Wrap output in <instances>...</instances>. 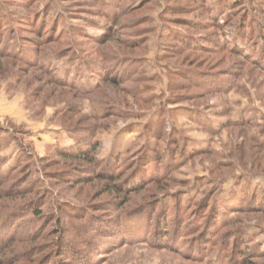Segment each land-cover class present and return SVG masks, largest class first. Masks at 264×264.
Segmentation results:
<instances>
[{
	"label": "rangeland",
	"instance_id": "374dc122",
	"mask_svg": "<svg viewBox=\"0 0 264 264\" xmlns=\"http://www.w3.org/2000/svg\"><path fill=\"white\" fill-rule=\"evenodd\" d=\"M142 1L0 0V21L5 19L2 23H7L4 27L8 32L6 41L0 31V129L11 137L0 152L4 158L1 171L16 168L18 161L25 164L24 169H30L38 161L44 171L42 179L51 185V199L42 209L41 218L26 219L32 234L41 227L58 234L55 220L61 211L63 216L75 210L82 215L85 208L78 207L87 205L92 209L85 217L94 216L97 219L93 222H98L107 215L113 217L116 204L122 206L127 201V196L117 199L106 192L114 189L108 182L93 177L87 164L83 167L52 156V146H71L75 137L88 136L96 142V158L105 164L132 171L139 162L148 160L145 177L154 176L159 166L164 168L173 162V167L164 170L167 178L161 183L166 186L165 192L157 190L155 197L163 209L177 205H196L198 209L197 205L200 208L214 201L230 203L240 196L237 206H246L254 196L264 203V146L256 140L264 141V71L220 51L207 53L203 51L207 44H198L199 49L194 50L172 40L170 35L182 33L181 28L173 25L171 16L169 23L163 17L169 16L168 7H193L190 1ZM221 2L225 6L219 21L223 25L224 19L230 20L229 28L203 31L198 26L191 30L192 35L227 33L230 41L229 34L246 28L245 22H251L248 27L257 26L256 30L264 31V0H209L206 6L218 8ZM103 4L126 12L120 15L118 26L109 36L102 35L106 39L98 43L86 37L100 35L88 28V22H105L97 17ZM128 7L138 10L130 13ZM192 9L197 12L175 16L178 23L205 21L202 10ZM38 17L46 26L42 36L37 35L41 30L31 20ZM143 17L149 20L145 25ZM51 24L53 36L61 34L54 41L46 40ZM62 41L64 46L60 45ZM241 42L248 51L254 50L247 41ZM107 50L112 54L108 53L109 60H117H112L115 69L103 74L106 82H100L91 76L90 69L103 66L100 57ZM254 51L262 57V49ZM201 72L206 77L193 76ZM56 76L62 81L73 80L81 89L75 91L58 84ZM66 172H76L85 179L61 180L60 175ZM246 187L253 192L247 198ZM145 193L132 197L136 203L155 200L145 198ZM152 196L156 193L152 192ZM28 198L31 196L25 200ZM257 205L258 209L245 208L223 215L235 226L215 237L217 244L205 246L201 258L196 250L190 251V239L182 246L169 248V244L160 241L163 228L146 227L144 214L122 216L120 236L125 235L124 242H119L113 231L104 235L92 231L87 219L75 222L69 218L68 222L63 217L61 224L68 229L64 237H72L74 244L77 240L79 245L85 243L90 248L75 249L70 245L72 251L76 250L73 258L65 251L61 254L46 248L42 255L46 257L44 264H264V205ZM19 225L20 229L11 231L9 236L15 233L14 239L7 244L22 253L24 245H28L30 264H43L37 263L39 258L35 255L48 242L22 243L25 225ZM235 230L245 237L239 241L238 250L228 244V237L235 235ZM209 236L205 240L212 238ZM8 249L2 251L0 260ZM243 255L245 258L241 259ZM12 262L22 263L12 259L6 264Z\"/></svg>",
	"mask_w": 264,
	"mask_h": 264
},
{
	"label": "trees",
	"instance_id": "16d2710c",
	"mask_svg": "<svg viewBox=\"0 0 264 264\" xmlns=\"http://www.w3.org/2000/svg\"><path fill=\"white\" fill-rule=\"evenodd\" d=\"M181 0H165L167 4L170 2H178ZM192 3L193 7H168V15L163 17L165 20H167V23H169L170 16L173 18V25L175 24L176 27L181 28L180 31L182 33H173L171 34L170 38L172 40H176L177 42L190 47V49L198 50L199 45L201 43L207 44L208 46L204 47L203 51L207 53H213L215 51H220V54L223 53L224 56H229L233 58H238L241 63H245L248 66H252L254 68L260 69L264 71V31L257 29V26L253 27H248L251 22L247 23L245 22L244 25L246 28L240 27L237 31V34L235 35H230L231 40L229 41L227 38V33L225 34H216L214 33L205 35L203 37H198L196 35H192L191 30L192 29H197L198 26L199 28L204 30H219L222 26V29H227L229 28L230 20L224 19V24L221 25L219 21V17H221V14L224 12V6L225 3L220 5V7H214L210 8L207 7V2L209 0H188ZM141 2L144 3V1L141 0ZM149 2V1H148ZM146 3V1H145ZM142 5V4H141ZM108 7L104 6L100 10L101 13H98V18L104 19L105 22L102 24L99 23V21H89L88 22V28L92 29L93 32L96 31L95 34H100L98 36L96 35H88L89 40L96 41L98 43L103 42L109 34L112 32L114 27H117L118 25V20L120 15L125 13L126 11L119 10V7H114L113 5H107ZM145 7V6H144ZM143 6H140L138 8H144ZM198 8V10H202L204 12L205 16V21H202L201 23H187L185 21H181L182 23H178V17L175 16H180V15H185V14H190L192 12H197V10H193L192 8ZM138 8H130L128 7V10L130 13L136 12ZM135 9V10H134ZM114 11L113 13H108L109 11ZM117 11V12H116ZM128 12V13H129ZM101 14V15H99ZM165 14V13H164ZM169 18V19H168ZM31 19L32 22L34 21L35 27H38V30H41L37 33V35H44V31L46 29V26L43 23L42 17H38L37 19ZM37 20V21H36ZM164 20V21H165ZM0 21V31L3 32L1 34L2 38L6 37V41L8 39L6 35V27H4L6 24L2 23L4 22ZM8 22V21H6ZM149 20L147 18L142 20V24H147ZM40 23V24H39ZM33 24V23H31ZM49 27V33L46 36V40H53L56 39L59 35L57 34L56 36H53L54 33V25H50ZM41 28V29H40ZM249 28V30H248ZM59 28L56 27V32H58ZM247 29V30H246ZM5 30V31H3ZM81 31V30H80ZM78 31L77 34L82 33ZM102 31L106 32L105 34L102 33ZM87 32V31H86ZM98 32V33H97ZM8 33V32H7ZM218 33V32H217ZM106 36V38L103 39V36ZM41 36H38L39 38H42ZM81 37V36H80ZM221 37L223 39H221ZM193 41L190 43V41ZM195 40V41H194ZM224 40V41H223ZM241 40L247 41L249 44H251L254 48V50H259L262 49V57H260V53L257 51L255 52L254 50H249L246 49V47H243ZM64 41H62L60 44L61 46H64L63 44ZM53 44V43H52ZM199 44V45H198ZM70 45H68L69 47ZM108 51V50H107ZM102 57H100V60L102 61L101 63L103 64L102 67H99L97 70L90 69L91 70V76L96 78L97 80H100V82H106V76H104V73H109L115 68L112 67L114 66V62L112 60L117 59H112L109 60L108 58V53L111 54V52H106L104 51ZM112 55V54H111ZM115 56V55H113ZM28 63V60H25ZM40 68V67H39ZM42 68V67H41ZM191 73V72H189ZM195 75H202L201 73H193ZM113 77V75L111 76ZM109 77L108 79L111 81H114ZM206 76H203V78ZM56 82L58 84H63L75 91L81 89L80 87H77V84L71 80V81H62L61 79L55 77ZM213 80L214 78L211 77L210 80ZM209 81V79H207ZM142 81H138L137 83H141ZM228 86V85H227ZM136 92L138 93L137 89H135ZM217 91H221L220 89H217ZM222 92V91H221ZM85 136V134H84ZM88 136H85L83 138L80 137H75L74 141L75 143L71 146H61L59 144H56L50 148L52 151V156L56 158H60L61 160H66L70 162H78L80 163L83 167L86 166V164L89 166V171L91 172L92 176L95 178H98L100 180H103L105 182H108L110 186H112V189L114 191H106L111 193L112 196H114L117 199H121L126 197V200L122 206H118L116 204L115 211H113L114 216L110 218V216H105L103 219H100L98 222H93L95 219L94 216L86 218L87 212L91 211L90 206H79L78 208L84 209V213L82 215H79L81 211L75 210L72 213H64L61 211V216L55 220V228L58 234L54 235L53 234V229H51L49 232L46 231L44 228L41 227V230L38 232H35L32 234L30 231L32 230V227H29L30 224H27L26 219L29 216L35 217V218H41L42 216V209L46 206L47 202L50 201L51 199V185L50 183L46 182V180L42 179L44 178V171L43 167L39 162L31 165L30 169L25 168L24 165H21V161H18L16 168H12L8 172L4 173L1 171L2 165L4 164V158L0 157V257L2 256V251H5L6 249L9 250L8 254L3 257L2 260H0V264H6L12 259H15L16 262H22L23 264H30V254H27V249H29L28 245H24V250L25 252H21L22 250H17L16 247H9L11 244H7L9 242H12L14 239L13 237L9 236L11 234V231L14 229L16 232V229L21 228V224L23 222L24 226V241L22 243L24 244H29L32 241H46L48 242L47 245H41L40 246V251L35 255L36 258H39L38 262L37 259L35 261L37 263H43L44 264V259L46 258L45 256H42L44 252L47 250H56L58 253H63L64 251L68 254V257H75L74 252L70 248V245L72 247H76L75 249H78V246L84 247L85 249L90 246L87 244L84 245L85 243H81L79 245L78 241L75 240L71 237L69 240L64 237L65 230L68 231L67 228L64 229V225L61 224V218H65L70 222L69 218L73 219L75 222L82 220H88L89 225L96 231L98 234H112L111 232H114V237L119 239V242L125 241V235H121V218L124 214L127 216H141L145 215L146 221L145 225L146 227H151L152 225H155V229L158 228H163L160 231L162 232L160 241L165 242L164 244H169V248H175L182 246L183 243L189 242L186 241L190 239V242H192L193 245L189 246L190 251L196 250L197 253H199V256H201V252L203 251V248L205 246H210L213 245V243L217 244V240L215 237H217L220 233L223 232L224 229L230 228L232 229L234 224H230L227 221L223 219V215H226L227 213L231 212H237L239 210L248 208V209H253V208H259L257 204L264 205L263 201H260V198L257 199L256 196H254V199L252 202L247 203L246 206H237L238 205V200L241 199L242 197H237L235 198L232 202L230 203H219L217 201H214L213 204H208L204 203L205 207L202 206L198 209H196V205H190L188 207H182L180 205L174 206L171 209H163L158 200V198L155 199V197H158V192H165L166 186L162 185V181L166 179L167 175V169L170 167H173V162L171 163L170 166H159L157 168V172L154 176H149L145 177L146 169L145 167L148 166L149 161L148 160H143L142 162H139L136 168L133 169L132 171L129 169H124L120 168L117 164L115 165H109L105 164L102 161H99L96 158V151L99 147V145L96 142H93L87 138ZM10 135L8 134L7 131H2L0 129V152L3 150L4 147L7 145V141H10ZM259 145L264 146V141L256 139ZM156 159H158V164L161 165L162 160H160L159 157H157L156 153ZM21 160V159H20ZM174 161V158L172 159ZM42 163V161H40ZM161 167V168H160ZM144 168V169H142ZM28 169V171H27ZM164 170H166L164 172ZM79 175L76 172L70 173L66 172L60 175V179L64 181H74V180H84L85 177L82 176V178L78 177ZM41 177V178H40ZM69 178V179H66ZM79 178V179H78ZM44 180V181H43ZM78 184V183H77ZM154 186V187H151ZM40 190V192H38ZM150 190V191H149ZM155 190V191H154ZM158 190V192H157ZM145 191L146 193L144 195L145 198L148 197H154V201H151L149 203H136V198L132 197L136 194H139L140 192ZM152 192L156 193V196H152ZM247 198L248 196H252V189L249 187H246L244 190ZM263 192V191H262ZM264 198V193H261ZM31 196V198L26 201L27 197ZM130 196V197H129ZM49 200V201H48ZM18 202H20L18 204ZM132 202V203H131ZM126 204H129V208H124ZM180 206V207H178ZM94 207V206H93ZM195 207V208H194ZM253 207V208H252ZM77 209V207H76ZM94 214L96 212L94 211ZM207 214V215H206ZM209 214V215H208ZM73 215V217H72ZM102 216V215H101ZM94 219V220H93ZM89 226V227H90ZM30 230H29V228ZM159 230V229H158ZM46 231V233H44ZM55 231V232H56ZM66 231V232H67ZM121 232V233H120ZM152 233V231H151ZM155 233V232H154ZM233 233H236L235 235L239 238L236 240V237H228V244L234 246L232 249L234 250L241 239H245V237L242 235V232L240 231H234ZM31 234V235H30ZM212 235L211 239L205 240V237ZM209 236V237H210ZM11 237V238H10ZM113 237V236H112ZM9 240H8V239ZM51 238H53V244L50 241ZM207 238V237H206ZM233 238V240H232ZM72 239V240H71ZM6 240V242H5ZM8 240V241H7ZM216 240V241H215ZM230 240L233 242L230 243ZM129 241V240H128ZM236 241V242H235ZM244 242V241H243ZM248 243V242H244ZM52 244V246H50ZM234 244V245H233ZM245 245V244H244ZM243 245V246H244ZM44 246H49V247H44ZM245 247H247L245 245ZM87 248V249H88ZM238 250V247L236 248ZM55 252V253H56ZM18 255H17V254ZM60 254V255H61ZM197 256L192 255V258H198ZM201 258V257H200ZM244 255L241 259H244ZM1 259V258H0ZM43 260V261H42ZM34 261V262H35ZM14 262H12L13 264ZM21 263V264H22ZM16 264V263H15Z\"/></svg>",
	"mask_w": 264,
	"mask_h": 264
}]
</instances>
